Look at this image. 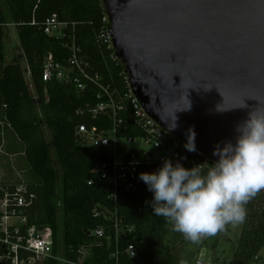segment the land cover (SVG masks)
Masks as SVG:
<instances>
[{
  "label": "trees",
  "instance_id": "1",
  "mask_svg": "<svg viewBox=\"0 0 264 264\" xmlns=\"http://www.w3.org/2000/svg\"><path fill=\"white\" fill-rule=\"evenodd\" d=\"M37 1L0 0V108L6 125L23 145L28 169L36 180L27 185L36 196L28 212L29 225L48 230L53 239V254L73 262H78L79 250L90 247L82 264H178L174 247L164 241L170 224L165 218L152 215L147 203L152 200V193L145 183L140 180L135 191L120 187L114 204L108 198L114 177L101 179L95 170L101 164L111 163L112 150L92 147L76 134L79 125L111 129L110 119H92L87 112L98 103V90L89 86L79 93L71 85L55 81L44 85L41 81L42 60L47 52H52L59 63L69 56L66 40L57 41L42 32L41 24L53 14L60 21L76 24V42L82 53L105 74L93 42V35L104 26L102 0ZM7 24L14 25L22 51V56L13 57L9 63L5 54ZM22 59L30 70L35 99L24 78ZM112 71L116 78L119 69ZM44 90L48 101L44 99ZM117 136L124 140L136 138L138 133L127 125L118 130ZM122 151L124 148L119 146V152ZM139 170V174L148 172ZM90 180L93 184L88 186ZM246 207L247 218L230 264H256L264 248V192L258 193ZM114 220L119 224L118 235ZM99 228L105 231L102 239L89 235ZM126 228H132L131 233L124 232ZM129 244L136 251L135 258H129L125 252Z\"/></svg>",
  "mask_w": 264,
  "mask_h": 264
},
{
  "label": "water",
  "instance_id": "2",
  "mask_svg": "<svg viewBox=\"0 0 264 264\" xmlns=\"http://www.w3.org/2000/svg\"><path fill=\"white\" fill-rule=\"evenodd\" d=\"M102 4L116 56L144 111L184 143L194 130L196 149L215 161L217 142H234L248 111L264 109V0Z\"/></svg>",
  "mask_w": 264,
  "mask_h": 264
},
{
  "label": "built area",
  "instance_id": "3",
  "mask_svg": "<svg viewBox=\"0 0 264 264\" xmlns=\"http://www.w3.org/2000/svg\"><path fill=\"white\" fill-rule=\"evenodd\" d=\"M39 2L40 0L37 4ZM31 25L34 26L35 22L32 21ZM41 26L44 35L57 41L66 40L65 47L69 52L64 63L57 62L52 52H47L43 56L42 83L46 85L55 81L63 85H71L79 93L85 92L89 86L95 87L98 90L97 99L99 101L87 112L92 119L107 117L111 121L110 130L79 125L76 127V134L92 147H106L112 150L111 163L101 164L95 170L101 179H106L109 175L114 177L113 191L108 197L114 204H116L120 187L129 191L137 189L140 183L139 169L153 172L166 158L172 160L173 163L179 161L184 167L186 164L197 165L213 162L198 150L196 152L186 151L184 147L186 143L168 134L144 111L130 90L123 65L113 48L105 17L104 26L93 35V42L105 74L93 66L88 57L82 53L81 47L76 42L75 23L60 21L58 16L53 14L46 18ZM7 27L14 29L13 24H7ZM23 63L24 78L28 79L26 83L30 91H34L30 70L25 59ZM113 68L119 69L116 78L112 74ZM44 99L48 101L46 90H44ZM127 125H132L138 136L121 140L117 132ZM135 140H138L142 147H129ZM121 141L125 145H122ZM119 146L123 147L124 151L119 152ZM92 184V180L87 182L88 186ZM35 199V194L29 191L25 183L19 184L12 190L0 185V264H46L48 261H55L59 264H82L89 254L90 247H84L77 252L78 262L66 260L60 255L53 254V239L48 230L29 225L28 212ZM93 213L94 216H98L97 212ZM114 224L116 235H118L120 231L118 221L114 220ZM131 231L132 228L124 230L128 233ZM104 234L103 228L89 233L96 239H102ZM125 252L129 258L136 257V251L131 244L126 247Z\"/></svg>",
  "mask_w": 264,
  "mask_h": 264
},
{
  "label": "clouds",
  "instance_id": "4",
  "mask_svg": "<svg viewBox=\"0 0 264 264\" xmlns=\"http://www.w3.org/2000/svg\"><path fill=\"white\" fill-rule=\"evenodd\" d=\"M190 107L189 103L184 110ZM176 127L173 122L170 129ZM235 133L234 142H217L212 153L217 159L212 163L188 168L166 158L155 171L138 176L152 193L147 202L152 215L165 218L173 231L193 244L223 232L228 225L245 223L246 206L264 192V109L248 111L235 126ZM195 137L190 129L186 151H197Z\"/></svg>",
  "mask_w": 264,
  "mask_h": 264
},
{
  "label": "rangeland",
  "instance_id": "5",
  "mask_svg": "<svg viewBox=\"0 0 264 264\" xmlns=\"http://www.w3.org/2000/svg\"><path fill=\"white\" fill-rule=\"evenodd\" d=\"M6 10L4 8L7 20L9 21V15ZM6 28L5 54L6 61L9 63L13 57L22 56V51L17 44L16 31L12 27ZM21 61V66L24 68L23 59ZM26 81L28 83V79ZM30 92L35 99L34 91L31 90ZM45 138L49 142V133L46 130ZM121 144L125 145L122 141ZM129 147L139 148L142 145L138 140H135ZM241 228L242 224L236 226L228 225L223 232L213 237H206L198 244H193L186 240L182 234L173 231L172 226L169 225L164 241L166 245L174 247V256L178 264H230ZM259 255L260 259L256 264H264V248H262Z\"/></svg>",
  "mask_w": 264,
  "mask_h": 264
},
{
  "label": "crops",
  "instance_id": "6",
  "mask_svg": "<svg viewBox=\"0 0 264 264\" xmlns=\"http://www.w3.org/2000/svg\"><path fill=\"white\" fill-rule=\"evenodd\" d=\"M0 108V185L9 190L21 183H35L23 154L24 147L6 125ZM260 257V255H259Z\"/></svg>",
  "mask_w": 264,
  "mask_h": 264
}]
</instances>
